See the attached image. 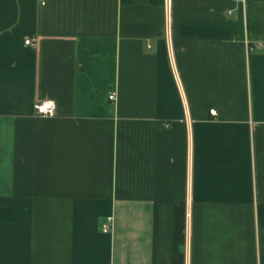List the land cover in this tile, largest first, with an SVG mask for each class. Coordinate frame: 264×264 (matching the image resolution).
<instances>
[{"label":"crops","instance_id":"1","mask_svg":"<svg viewBox=\"0 0 264 264\" xmlns=\"http://www.w3.org/2000/svg\"><path fill=\"white\" fill-rule=\"evenodd\" d=\"M0 264H264V0H0Z\"/></svg>","mask_w":264,"mask_h":264},{"label":"built area","instance_id":"2","mask_svg":"<svg viewBox=\"0 0 264 264\" xmlns=\"http://www.w3.org/2000/svg\"><path fill=\"white\" fill-rule=\"evenodd\" d=\"M25 44L30 47H35L36 46V39L27 36L25 38ZM258 46H261L260 43H258ZM249 48L251 49V46L249 44ZM110 99H115V95L112 94L110 96ZM210 113L212 115H216L217 111L215 109L210 110ZM34 114L35 116L38 117H53L56 115V103L54 100H43L40 102H36L34 104ZM112 224H113V217H108L105 222L102 223V230L104 232H110L112 229Z\"/></svg>","mask_w":264,"mask_h":264}]
</instances>
